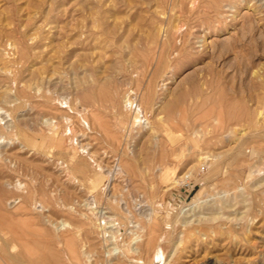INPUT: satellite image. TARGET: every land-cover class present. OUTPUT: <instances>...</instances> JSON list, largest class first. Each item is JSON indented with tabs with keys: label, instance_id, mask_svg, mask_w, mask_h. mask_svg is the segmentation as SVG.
<instances>
[{
	"label": "rangeland",
	"instance_id": "obj_1",
	"mask_svg": "<svg viewBox=\"0 0 264 264\" xmlns=\"http://www.w3.org/2000/svg\"><path fill=\"white\" fill-rule=\"evenodd\" d=\"M0 238L264 264V0H0Z\"/></svg>",
	"mask_w": 264,
	"mask_h": 264
},
{
	"label": "bare ground",
	"instance_id": "obj_2",
	"mask_svg": "<svg viewBox=\"0 0 264 264\" xmlns=\"http://www.w3.org/2000/svg\"><path fill=\"white\" fill-rule=\"evenodd\" d=\"M5 31V30H4ZM24 50H22V52H23ZM27 52V51H26ZM23 59V58H22ZM149 85V84H148ZM147 85V86H148ZM31 92V91H30ZM153 93V92H152ZM26 95H27V89H26ZM147 95V94H146ZM29 96V95H28ZM150 96V95H149ZM258 112V111H257ZM262 112V113H261ZM261 112H259L258 114H257V116H256V121H257V119H262L263 118V111H261ZM242 113V112H241ZM237 115V114H236ZM241 117V116H240ZM239 117V118H240ZM258 117V118H257ZM242 118V117H241ZM262 121H263V119H262ZM256 125H258V124H256ZM226 127V126H225ZM222 136V135H221ZM110 139V138H109ZM253 149V148H252ZM201 159V158H200ZM200 159H198L199 161H200ZM205 159V158H204ZM202 160V159H201ZM126 164V163H125ZM127 165H128V163H127ZM227 166V165H226ZM228 167V166H227ZM123 168V167H122ZM229 172V171H228ZM222 173H224V172H222ZM226 173V172H225ZM224 173V174H225ZM172 174V173H171ZM189 174V173H188ZM223 174V175H224ZM222 175V176H223ZM226 175V174H225ZM188 178V177H187ZM224 178V177H223ZM95 179V178H94ZM133 179V178H132ZM184 179H185V175H183L182 177H179L177 180H175V184H177L178 182H180V183H178V184H182L183 182H184ZM96 180V179H95ZM90 181V180H89ZM93 183H94V180H93ZM95 183H96V181H95ZM112 186V185H111ZM94 198V197H93ZM92 199V198H91ZM190 200V199H189ZM193 200V199H192ZM14 201V200H13ZM13 201H11V203L13 204L14 202ZM17 201V200H16ZM90 201V200H89ZM88 201V202H89ZM91 201H93V200H91ZM196 201V200H195ZM8 202H10V201H8ZM85 202H87V199H86V201ZM16 203V202H15ZM8 204V203H7ZM17 204V203H16ZM86 204H89V203H86ZM93 204V203H92ZM9 205H10V203H9ZM191 205V204H190ZM37 207V206H36ZM92 209V208H91ZM190 209V208H189ZM41 210V209H40ZM71 211H72V208H71ZM41 213V212H40ZM101 214H102V211L100 212ZM99 214V213H98ZM104 214V213H103ZM102 221V220H101ZM103 222V221H102ZM97 224V223H96ZM103 224V223H102ZM64 227H62V228H64V229H71L68 225H63ZM99 228H100V230L102 229V227H101V224L100 225H97ZM59 227H61V226H59ZM97 227V228H98ZM20 228V227H19ZM98 230V229H97ZM69 231V230H68ZM102 231V230H101ZM64 235V234H63ZM135 240L136 239H133V241L135 242ZM147 240V239H146ZM11 242V241H10ZM10 242H8V240H6L5 238H0V252H2L3 253V255L5 256V254L4 253H6V256H5V258L4 259H0L1 261H2V263L3 264H11L10 263V261L12 260V262L14 261L13 259V257H15L12 253L13 252H15V249H16V247H14V246H12V244L10 243ZM34 243V242H33ZM36 243V242H35ZM132 243V242H131ZM145 243V242H144ZM148 243H149V241H148ZM37 244V243H36ZM133 244V243H132ZM42 245V244H41ZM114 245V244H113ZM145 244H143V246H144ZM40 246V245H39ZM44 246V245H43ZM43 246H40L41 248H42V251L44 252V250H45V248L43 247ZM142 246V245H141ZM147 246H148V244H147ZM46 247V250L45 251H47V253L45 252V254H46V256H48V257H50L49 256V254L51 253L50 252V250L49 249H47V245L45 246ZM145 247V246H144ZM40 248V249H41ZM44 249V250H43ZM139 249H141V248H138V250ZM143 249V248H142ZM48 250H49V254H48ZM133 251V253L135 254V253H137V250L136 249H132ZM143 251V250H142ZM12 254V255H11ZM15 254V253H14ZM20 254V253H19ZM42 253H39L38 254V256H40ZM44 254V253H43ZM128 254V253H127ZM138 255H139V253H137ZM30 255V254H29ZM115 255H118V257H122L123 256V251H122V249H117L115 246H113L112 248H110V250H109V252H108V254L106 255L107 257H110V256H115ZM141 255V254H140ZM139 255V256H140ZM42 256V255H41ZM51 256H52V254H51ZM18 258H19V256H17ZM47 257V258H48ZM1 258V257H0ZM36 258H37V255H36ZM40 258V257H39ZM47 258H45V260L47 259ZM51 258V257H50ZM28 259V258H27ZM31 259V258H30ZM44 259V258H43ZM33 260V259H32ZM39 260V259H38ZM38 260H35L36 261V263H34L33 261H32V263L33 264H40V261H44V260H41V258H40V261H39V263H38ZM47 260H49V259H47ZM30 261V260H29ZM119 261V260H118ZM15 262V261H14ZM49 262L51 263V259L49 260ZM31 263V264H32ZM42 263V262H41ZM47 263V262H46ZM49 263V264H50ZM54 263V262H53ZM26 264V263H25ZM43 264V263H42ZM119 264V263H118Z\"/></svg>",
	"mask_w": 264,
	"mask_h": 264
},
{
	"label": "built area",
	"instance_id": "obj_3",
	"mask_svg": "<svg viewBox=\"0 0 264 264\" xmlns=\"http://www.w3.org/2000/svg\"><path fill=\"white\" fill-rule=\"evenodd\" d=\"M185 180H188V178H187V177H185L184 181H185Z\"/></svg>",
	"mask_w": 264,
	"mask_h": 264
}]
</instances>
